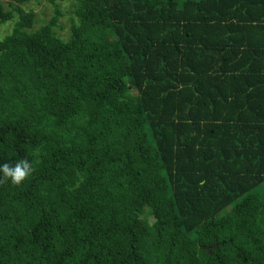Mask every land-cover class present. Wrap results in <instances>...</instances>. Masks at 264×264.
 <instances>
[{"label": "trees", "instance_id": "obj_1", "mask_svg": "<svg viewBox=\"0 0 264 264\" xmlns=\"http://www.w3.org/2000/svg\"><path fill=\"white\" fill-rule=\"evenodd\" d=\"M0 0V264H264V0ZM0 173V177H2Z\"/></svg>", "mask_w": 264, "mask_h": 264}, {"label": "rangeland", "instance_id": "obj_2", "mask_svg": "<svg viewBox=\"0 0 264 264\" xmlns=\"http://www.w3.org/2000/svg\"><path fill=\"white\" fill-rule=\"evenodd\" d=\"M72 3L73 0H29L21 6V9L30 11L33 14V29L38 28L42 23L50 19L53 11L57 9L59 17L53 30L58 37L66 39L70 21L74 20L71 14ZM12 25L13 20L0 23V38L10 31ZM263 189L264 184H260L255 191L261 192Z\"/></svg>", "mask_w": 264, "mask_h": 264}, {"label": "clouds", "instance_id": "obj_3", "mask_svg": "<svg viewBox=\"0 0 264 264\" xmlns=\"http://www.w3.org/2000/svg\"><path fill=\"white\" fill-rule=\"evenodd\" d=\"M32 171V166L26 159L19 160L14 165L4 163L0 165V173L3 174L0 177V183H4L10 179L13 184L19 185Z\"/></svg>", "mask_w": 264, "mask_h": 264}]
</instances>
